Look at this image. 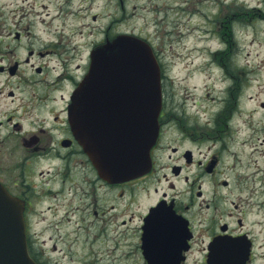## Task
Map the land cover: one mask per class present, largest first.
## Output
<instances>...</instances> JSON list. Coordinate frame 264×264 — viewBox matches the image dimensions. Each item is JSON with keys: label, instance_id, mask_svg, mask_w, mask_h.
<instances>
[{"label": "flooded vegetation", "instance_id": "flooded-vegetation-1", "mask_svg": "<svg viewBox=\"0 0 264 264\" xmlns=\"http://www.w3.org/2000/svg\"><path fill=\"white\" fill-rule=\"evenodd\" d=\"M204 1L153 0L151 8L164 11L168 16L178 13L187 16L185 8L194 10V3L197 6V3L203 4ZM207 1L211 3L213 0ZM218 2L227 5L229 3L228 0ZM218 2L215 0V7ZM21 4L18 1L14 7H9L7 12L19 15ZM40 5L44 7L43 4ZM56 5L55 16L49 13H46V18L41 16L44 24H48L47 18L52 22L55 17L64 13V6L67 18L69 15H72V18L80 15L82 10L74 8L68 14L66 9L72 7V0H56ZM229 7L224 12L229 11ZM197 11H202V6L197 8ZM37 13H41L39 8ZM203 13L202 11L201 16H204L205 24L207 21L208 25L215 21L220 23V18L224 16L219 10L215 13ZM98 15L100 14L94 13L92 19L97 21L101 18ZM22 16L24 15L21 12ZM177 18L178 16L174 17ZM247 18L249 22L253 20L263 23V27L255 29L251 34L249 42L254 44L257 40L259 47L264 49V0H247ZM223 19L221 27L229 32L230 28L225 24L229 25L232 17L226 15ZM170 21L168 19L167 22ZM187 23L185 19L186 27L182 33H186ZM179 24L181 21H175L172 27ZM95 28L100 36L90 44L88 59L76 66L70 63L73 51L80 45L75 40V26H61L52 31V37L40 38L29 36V33L26 36L17 30L9 32L5 37L7 42L4 45L8 47L6 51L13 50V45L25 38V53L20 61H14L13 64L5 63L4 56L0 57V184L25 203L27 242L30 237V205L38 192L26 177L29 165L40 159L51 164V170L55 171L53 183H57L58 190L48 193L59 194L64 182L84 185L82 195L89 212L91 208L94 209L95 217L99 212L96 208L101 199V191L103 200L106 201L113 192L114 201H123L122 207H132L139 191L144 192L141 195H145L146 199H151L137 215L130 212L121 214V217L127 215L121 220V225L125 228H128L136 217L131 228L121 232H127L136 239L135 251L128 254H137L141 264H256L257 235L251 227L247 228V197L243 198L240 193L237 197L236 189L240 187H236L234 176L230 178L235 163L223 160V155L227 158L224 151L226 146L223 141L221 143L222 137L219 138L220 134L217 133L219 125L223 124L219 131H224L228 123H218V119H212L213 113L206 109L208 118L204 120L203 125L196 124L195 121L200 117H192L186 113L184 102L179 100L178 91L170 86L169 75L165 72L161 84L163 106L159 116L160 132L151 150L150 171L136 179L118 184H110L96 173L74 138L67 118L70 95L77 80L87 69L91 49L106 41L109 34L114 35L116 32V29L112 32V26L105 22H99ZM172 33L175 32L169 30L168 34ZM206 33L219 39L220 33L212 27H209ZM217 53L211 52L210 56L213 58ZM262 62L264 63V56ZM254 83L255 79L249 76L247 87L251 88ZM65 85L69 86L66 93H63V90L56 96L60 91L59 86L61 88ZM229 91L224 98L215 96L217 105L226 102L218 110L225 120L233 112V99L239 93L238 86L234 87V91ZM221 92L224 93V89L220 90ZM183 99L185 100V97ZM260 107L259 113L264 116V101ZM254 109L257 110L255 107ZM203 112L204 109L200 114ZM247 112H251V108H248ZM79 158H82L78 161L79 165L86 167L91 177L79 178L71 175L72 168L76 166L71 164ZM17 178L18 180H13ZM237 198L243 203L240 204ZM261 202L264 204V200ZM137 207L140 208L141 205L138 204ZM111 208H114V205ZM261 225L264 229V222ZM247 241L250 243L248 258L246 255L244 262H236L235 257L230 254L235 253L236 249H247ZM212 247L217 249L213 256L210 254ZM259 254L264 256V252ZM29 255L37 264H54L48 260L47 254ZM148 259L153 260V263H149Z\"/></svg>", "mask_w": 264, "mask_h": 264}, {"label": "rangeland", "instance_id": "rangeland-1", "mask_svg": "<svg viewBox=\"0 0 264 264\" xmlns=\"http://www.w3.org/2000/svg\"><path fill=\"white\" fill-rule=\"evenodd\" d=\"M18 1L24 4L25 10L20 11L22 14L25 13V16L21 17V12L19 15L7 12L8 8L14 7ZM72 1V7L66 9L67 13H71L74 8L82 9L81 16L72 18V15H69L68 19L65 17L66 6H64V13L55 17L52 22L47 18L48 24H44L42 18L48 16L46 13L51 16L57 14L56 0H0V57L4 56L5 63L13 64L24 56L25 38L13 45L11 51H6L8 47L4 45L7 42L6 35L16 30L23 32L26 36L29 33V36L45 38L54 36L52 31L61 26L66 28L75 26V40L80 45L71 56L70 63L73 66L82 64L88 59L87 52L90 44L97 36H100L95 28L99 22L114 24L113 29L117 31L135 33L149 39L158 54L160 53L165 71L169 75L170 86L178 91L177 96L184 102L183 107L186 113L192 117L194 115L200 117L195 123L199 126L204 124V120L208 118L206 109L213 113L212 119H218V123H228L224 131H219L223 128V124L218 126L217 131L220 134L219 138L222 137L221 143L223 141L226 146L224 151L227 153H225L227 158L223 155V160L231 164L235 163V167L230 172V178L234 176L236 187H240L236 189L237 197L238 193L243 198L247 197V228L251 227L253 233L257 235L258 254H256L255 262L264 264V256L261 257L259 254L264 252V229L261 225L264 222V204L261 202L264 200V116L260 114V104L264 101V63L262 62L264 49L259 47L257 40L254 44L249 42L251 34L255 29L263 27V23L247 20L249 19L247 6H244L247 0H236V2L228 0V5L221 4V1L217 0V9L214 5L215 0L211 3L205 0L203 4L197 3V6L194 3L196 8L194 10L190 7L185 8L187 16L183 13L168 16L164 14V11L152 10L153 0H125L123 8L119 6L118 0ZM159 1L163 2V0ZM4 2H7L5 7ZM200 6H202L203 14L211 11L215 13L218 10L220 14H224L220 18V23L215 21L208 25L206 21L205 24L206 19L201 16L202 11H197ZM228 6H230L229 11L224 12ZM38 8L41 10L39 14ZM192 11L194 13H191ZM94 13H99L98 16L101 18L97 21L93 20ZM226 15L232 17L231 23L225 24L230 28L229 32L221 27ZM175 16L178 18L174 19ZM168 19L171 20L170 23L167 22ZM185 19L188 22L186 24L188 29L186 33H182L181 31L186 27ZM175 21H181V24L172 27ZM209 27L220 33L219 39L216 36L207 35ZM169 30L175 33L169 35ZM215 50L218 53L214 55L215 62H211L210 53L215 54ZM249 76L255 79L251 88L247 87ZM224 79H227L226 84L222 83ZM235 86H238L237 93H239L233 99V112L228 114L225 120L219 115L218 110L226 102L217 105L215 96L224 98L229 90L234 91ZM68 88V85L61 88L59 86L60 91L56 93V96L63 90H65L63 93H66ZM219 89H224L225 92L220 93ZM203 90L207 92L204 93ZM195 102H197L196 105ZM248 108H251V112H247ZM202 109L204 112L200 114ZM80 159L82 158L71 164L76 165L72 168L71 175L79 178L91 177L89 170L79 165ZM53 175L55 171L51 170V164L45 160L37 159L29 165L26 178L38 192L30 205V241L33 252L47 254L48 260L54 264L86 262L141 264L137 254H128L135 251L136 239L127 232H121L128 231L136 217L128 228H125L121 225V220L127 215L121 217V214L130 212L137 215L151 199H146L145 195H141L144 192L139 191L132 207H122L123 201L121 203L114 201L113 192L106 201L103 200L101 191V199L96 208L99 212L95 217L94 209L91 208L89 212L85 197L82 195L84 185L64 182L59 194L48 193L58 190L57 183H53L55 180ZM69 192L70 194H66ZM237 201L240 204L243 203L238 198ZM138 204L141 205L140 208L137 207ZM112 205L114 208H111Z\"/></svg>", "mask_w": 264, "mask_h": 264}, {"label": "water", "instance_id": "water-1", "mask_svg": "<svg viewBox=\"0 0 264 264\" xmlns=\"http://www.w3.org/2000/svg\"><path fill=\"white\" fill-rule=\"evenodd\" d=\"M160 91L158 67L144 42L125 35L92 52L89 71L71 96L69 116L103 178L119 182L148 170ZM26 254L20 201L0 186V264H34ZM242 257L246 254H236Z\"/></svg>", "mask_w": 264, "mask_h": 264}]
</instances>
